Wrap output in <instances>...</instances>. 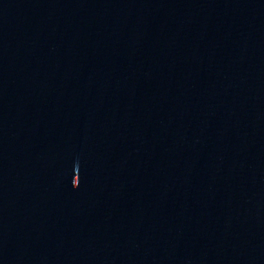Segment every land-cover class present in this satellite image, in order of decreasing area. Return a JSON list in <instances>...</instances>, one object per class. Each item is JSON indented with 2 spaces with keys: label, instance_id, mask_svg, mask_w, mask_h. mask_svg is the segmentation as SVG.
Wrapping results in <instances>:
<instances>
[{
  "label": "water",
  "instance_id": "water-1",
  "mask_svg": "<svg viewBox=\"0 0 264 264\" xmlns=\"http://www.w3.org/2000/svg\"><path fill=\"white\" fill-rule=\"evenodd\" d=\"M0 264H264V0H0Z\"/></svg>",
  "mask_w": 264,
  "mask_h": 264
}]
</instances>
